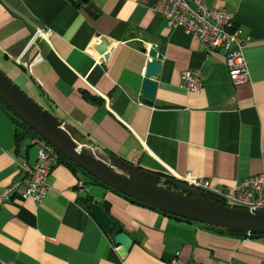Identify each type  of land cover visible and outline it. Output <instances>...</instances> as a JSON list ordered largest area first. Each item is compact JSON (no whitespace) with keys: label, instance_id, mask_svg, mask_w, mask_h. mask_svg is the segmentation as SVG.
Segmentation results:
<instances>
[{"label":"crops","instance_id":"1","mask_svg":"<svg viewBox=\"0 0 264 264\" xmlns=\"http://www.w3.org/2000/svg\"><path fill=\"white\" fill-rule=\"evenodd\" d=\"M154 1L0 0V71L33 87L35 103L89 145L161 178L190 174L219 187L264 178V0H207L233 12L238 36L247 39L248 79L235 84L223 53L204 55L182 29H167L151 11ZM34 27L49 36L27 45ZM102 42L108 46L100 54ZM149 45L161 60L155 94L145 103L139 93L149 58L141 50ZM183 70L199 72L198 93L178 87ZM14 131L0 108V191L35 161V148L15 141ZM46 181L39 203L13 194L0 206V264H166L176 254L179 264H264V236L241 239L174 219L86 183L61 162ZM82 198L100 204L129 236L123 256Z\"/></svg>","mask_w":264,"mask_h":264},{"label":"water","instance_id":"2","mask_svg":"<svg viewBox=\"0 0 264 264\" xmlns=\"http://www.w3.org/2000/svg\"><path fill=\"white\" fill-rule=\"evenodd\" d=\"M86 1L74 0V3L81 5ZM85 10L91 14L94 8L88 4ZM107 46V42H102L97 48L98 52L102 54ZM141 51L146 53L149 59L145 63L139 95L143 102L150 103L157 87L156 78L160 72L161 55L154 45H149L147 49ZM0 104L36 134L42 142L91 178L132 203L151 208L183 222L243 232L246 235L264 236V210L247 212L224 206L209 200L200 191L188 187L176 179L169 176L161 178L154 172L140 169L134 163L114 157L102 149L90 145L99 151L102 157L105 155V158L116 168V170L113 169L106 161L96 158L90 150L78 146L73 139L79 136L78 134L29 99L1 71ZM89 215L104 233L114 227V223L96 203L90 206ZM112 243L118 248L119 256H123L132 241L127 234L116 227Z\"/></svg>","mask_w":264,"mask_h":264},{"label":"built area","instance_id":"3","mask_svg":"<svg viewBox=\"0 0 264 264\" xmlns=\"http://www.w3.org/2000/svg\"><path fill=\"white\" fill-rule=\"evenodd\" d=\"M151 11L162 17L167 29L180 28L193 37L204 55L222 52L227 79L231 84L248 79L242 54L247 39L238 36L234 28L233 12L222 6L210 7L207 5V0H155ZM48 36V30L34 27L27 45L37 39H46ZM18 61L19 59L16 58V63ZM21 65L26 69L29 68L25 63ZM178 87L188 94L198 93L201 88L199 72L181 71ZM28 142L35 148V161L30 166L22 164L19 168V179L3 187L0 191V206L9 201L13 194L20 200L30 199L35 203H39L45 196L46 180L50 170L58 163V155L38 137H32ZM176 180L224 206L247 212L264 210V178L261 174L243 178L233 185L224 187L212 185L206 179L190 174H185ZM75 187L82 189L83 181L77 180ZM177 257L178 254L166 264H179Z\"/></svg>","mask_w":264,"mask_h":264},{"label":"trees","instance_id":"4","mask_svg":"<svg viewBox=\"0 0 264 264\" xmlns=\"http://www.w3.org/2000/svg\"><path fill=\"white\" fill-rule=\"evenodd\" d=\"M82 94L85 95V98H87V99H89L91 101H97V99H95L92 96L86 95L85 93H82ZM40 106H41L42 109H44V110L48 111L49 113H51L47 106H43V105H40ZM0 108L4 111V113L7 115V117L11 121V123L14 125V128H15V131H14L15 141L16 140L17 141H21V140H24V139L29 140L32 137H37L36 134H34L27 126H25L23 123H21L15 117H13L1 104H0ZM70 129H72V128H70ZM72 130L75 133H77L74 129H72ZM102 150L105 151V152H107V153H109L105 149H102ZM109 154L111 155V153H109ZM57 155H58V162L63 163L70 171L75 172V173L78 172L81 176H83L86 179V183L88 182V183L98 184V185H101V186L105 187L103 184L99 183L98 181H96L95 179H93L89 175H87L85 172H83L81 169H79L76 165H74L73 163H71L70 161H68L65 157H63L59 153H57ZM167 189H170V188H167ZM207 198L209 200H211V201H215V199H213V198H211L209 196H207ZM82 199H83V203H84V209L89 214V208H90V206L93 203L90 202V199L89 198H82ZM98 205L101 207L100 204H98ZM148 209H151V208H148ZM105 214L108 216V214L106 212H105ZM165 215H167V214H165ZM167 216H169V215H167ZM169 217H171V216H169ZM172 218H174V217H172ZM174 219H177V218H174ZM177 220H180V219H177ZM111 221L114 223V227L109 232L104 233L105 236H107L110 241H112V237H113V235L115 233V228L116 227H119L120 228V226H118L112 219H111ZM200 225H202V224H200ZM203 226L206 227V228H208V229H212V230H215V231H218V232H223L225 234L232 235V236H236V237L241 238V239L257 238V237L263 236V235H246V233H243V232H235V231H231V230H224V229H220V228H216V227H211V226H206V225H203Z\"/></svg>","mask_w":264,"mask_h":264},{"label":"rangeland","instance_id":"5","mask_svg":"<svg viewBox=\"0 0 264 264\" xmlns=\"http://www.w3.org/2000/svg\"><path fill=\"white\" fill-rule=\"evenodd\" d=\"M7 73V72H6ZM8 75V77L11 79V80H14L13 82L15 83V84H17V86L19 87V89L21 90V91H23L24 92V94L29 98V99H31V100H38L39 99V97H38V95H37V92H36V90L33 88V87H31V86H29V87H25L22 83H21V81L19 80V78H16L15 76H14V74H12V73H7ZM13 83V84H14ZM14 84V85H15ZM16 86V85H15ZM34 102H36V101H34ZM27 144V143H29L28 142V140H23V144ZM180 192V191H179Z\"/></svg>","mask_w":264,"mask_h":264},{"label":"bare ground","instance_id":"6","mask_svg":"<svg viewBox=\"0 0 264 264\" xmlns=\"http://www.w3.org/2000/svg\"><path fill=\"white\" fill-rule=\"evenodd\" d=\"M63 129H65V128H63ZM66 130V129H65ZM74 140H75V142L77 143V145L78 146H80V147H83V148H85V149H87V150H90L91 151V153L96 157V158H98V159H101L102 161H106V163L109 165V166H111L113 169H115L116 170V168L115 167H113L112 166V163L109 161V160H107L106 158H105V155H104V157H102L100 154H99V151H97L96 149H94L93 147H91L84 139H81L79 136H77L76 138H73Z\"/></svg>","mask_w":264,"mask_h":264}]
</instances>
